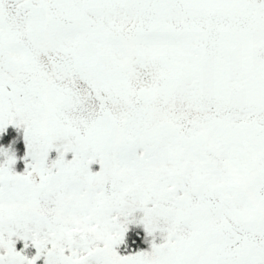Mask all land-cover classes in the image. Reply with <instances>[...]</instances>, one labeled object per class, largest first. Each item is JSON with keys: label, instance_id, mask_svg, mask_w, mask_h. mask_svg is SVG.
Masks as SVG:
<instances>
[{"label": "snow or ice", "instance_id": "6c2138e0", "mask_svg": "<svg viewBox=\"0 0 264 264\" xmlns=\"http://www.w3.org/2000/svg\"><path fill=\"white\" fill-rule=\"evenodd\" d=\"M0 264H264V0H0Z\"/></svg>", "mask_w": 264, "mask_h": 264}]
</instances>
